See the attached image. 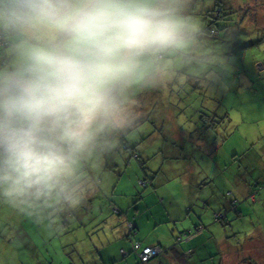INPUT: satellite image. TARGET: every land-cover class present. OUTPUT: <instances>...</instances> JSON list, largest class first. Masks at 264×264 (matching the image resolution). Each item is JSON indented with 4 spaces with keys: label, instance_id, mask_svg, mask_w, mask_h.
<instances>
[{
    "label": "rangeland",
    "instance_id": "374dc122",
    "mask_svg": "<svg viewBox=\"0 0 264 264\" xmlns=\"http://www.w3.org/2000/svg\"><path fill=\"white\" fill-rule=\"evenodd\" d=\"M229 1L242 8L216 22L218 34L213 38L206 29L200 30L199 22L217 0H176L174 6L196 28V44L165 57L153 78L128 90L125 102L135 119L80 162L72 193L81 204L89 192L95 203L91 216L85 212L75 223L96 218L89 224L94 227L111 213L110 201L123 196L139 204L156 192L160 200L193 203L200 194L203 204L195 203L186 215L177 212L179 219L188 213L186 220L197 222L203 232L193 243L185 236L189 244H179L185 251L184 263L264 264V0ZM206 24L203 20L202 27ZM10 59L0 46V64ZM158 74L161 84L156 82ZM147 179L151 185L145 189L140 181ZM62 198L54 194L43 200ZM222 202L232 206L230 212L224 211ZM169 206L157 205L162 221L149 213L153 231L165 228L174 217L166 216ZM59 211L60 204L53 222ZM215 214L226 217L218 222ZM177 225L182 232L181 222ZM72 234L73 241L80 238L79 247L92 261L98 252L89 253L94 244L85 239L88 231L75 228ZM158 236L163 234H149L148 243L158 241ZM93 238L98 240L96 233ZM163 243L170 244L167 235ZM197 243L202 247L189 254Z\"/></svg>",
    "mask_w": 264,
    "mask_h": 264
},
{
    "label": "clouds",
    "instance_id": "9594fccd",
    "mask_svg": "<svg viewBox=\"0 0 264 264\" xmlns=\"http://www.w3.org/2000/svg\"><path fill=\"white\" fill-rule=\"evenodd\" d=\"M176 0H0V197L71 200L81 160L131 125L129 89L185 52Z\"/></svg>",
    "mask_w": 264,
    "mask_h": 264
},
{
    "label": "crops",
    "instance_id": "0c3cea01",
    "mask_svg": "<svg viewBox=\"0 0 264 264\" xmlns=\"http://www.w3.org/2000/svg\"><path fill=\"white\" fill-rule=\"evenodd\" d=\"M193 43L196 44V40ZM133 99L138 100L137 98ZM142 181L148 180H141L140 186H142ZM155 193L149 194L147 199L142 197L139 204L135 200H129L128 196H123L120 201L111 200L110 205H108L111 213L92 228H89V224L95 223L96 218L88 221V223H75L76 218L79 221L84 219L85 212H88V215L91 216L90 212L95 200L92 196H88L89 192L86 198H82L81 204L76 202L78 198H75L74 192L71 200L62 198L61 201L55 202L41 199L21 205L10 204L6 199L0 197V264H41L42 262L45 264H140L137 257L134 259L132 256L134 255L132 250L134 241H140L145 245L163 246L167 251L164 253L165 255L160 256L162 260L159 264H164V262L167 264H183L185 253L181 252L179 247L177 253L169 251L171 247H174L176 239L181 238L179 236V229L181 228L177 223L181 222L184 228L183 231L189 230L190 233L197 222H194L191 218L186 220V218L188 213L196 208L195 203L203 204V200L200 194H197V199L193 203L187 200L179 202L175 198H169V200L162 198L160 200ZM166 202L170 205L167 208L168 213L166 216L174 214V217H171V220L168 219L165 228L161 226L158 230L153 231L149 213L162 221L163 211L157 205H164ZM141 203L144 204L143 207L140 206ZM59 204L60 217H57L58 221H56L55 215ZM204 204L209 205L207 201ZM223 204L224 211L229 212L230 205ZM128 205L132 206L127 208ZM178 210H181L184 215L189 211L186 218H184L185 220L178 218ZM103 213L102 211L100 215L103 216ZM190 216L192 217V215ZM53 218H55L54 222ZM129 224L133 225V230L129 228ZM75 228L88 231V236L85 239L87 241L90 239L94 244V248L89 253L98 252V255L93 257L90 262L87 260L88 252L78 245L80 238L78 237L77 241L72 240L75 236L72 234ZM94 233L98 236L97 241L93 238ZM151 233L163 234V237L158 236V241L149 244L148 236ZM165 235H167L169 245L163 243ZM200 237L190 235L188 241L193 243ZM199 245L197 243L196 246L190 247L188 251L194 252ZM69 249L72 250V253L68 252ZM124 253L128 256L125 257ZM121 260L124 262L121 263Z\"/></svg>",
    "mask_w": 264,
    "mask_h": 264
},
{
    "label": "trees",
    "instance_id": "16d2710c",
    "mask_svg": "<svg viewBox=\"0 0 264 264\" xmlns=\"http://www.w3.org/2000/svg\"><path fill=\"white\" fill-rule=\"evenodd\" d=\"M215 4V3H214ZM220 5V6H219ZM238 8H242V6H241V4H238V3H234V4H231V2L229 1V0H222V2L219 4V0H217V5H215V7L214 8H211V9H209L208 10V14H204V16H205V18L206 19H202V21H200L199 22V25H200V30H202V29H206V32L208 33V31H209V34L210 35H212L213 36V38H215L214 36L216 35V34H218L217 32H216V29L214 28V26L216 25V22L217 21H219V20H221V19H224V18H226V17H228L229 15H231V14H234V11L235 10H237ZM209 20V22H208V20ZM203 20H206V22L208 23V24H206L207 25V27L206 28H203L202 27V25H203ZM226 21V20H225ZM192 24V23H191ZM193 25V24H192ZM203 31V30H202ZM201 31V32H202ZM198 33H200V32H198ZM197 34V33H196ZM4 48H6V47H4ZM2 54L3 55H5L6 54V51L5 50H3L2 51ZM7 61L6 60H4V63H6ZM167 71H168V68H167ZM162 74V73H161ZM157 84H161V83H163L162 82V79H161V76H160V74H158L157 75ZM149 86V85H148ZM147 86V87H148ZM151 89H153V88H151ZM125 104H126V102H125ZM127 105V104H126ZM214 129V128H213ZM124 148H126V149H129V147L128 146H124ZM148 181L147 182H149L150 183V179H147ZM149 183H147L146 184V186H142V187H144L145 189L148 187V186H150L149 185ZM231 208H232V206H230L229 207V212L231 211ZM225 214H221V215H218V214H215V218H216V221H221V220H223L226 216H224ZM55 216H57V215H55ZM131 224H129V228L131 229V230H133V225H131ZM201 227H199V226H197V225H195L194 227H193V229H191L190 230V233H192V234H190L189 233V230H187V231H182V232H179V236L181 237V238H179V239H176V243L173 245L174 247H171L170 248V250L169 251H173L174 253H177V252H179V250H178V247L180 246L179 244L180 243H186V244H188V242H186L184 239H183V237L184 236H187V237H189L190 235H195L196 237H199V236H202V233H199V229H200ZM194 232V233H193ZM192 242V241H191ZM191 242H189V243H191ZM140 245L139 246V248H136V245ZM148 246H152V247H157V246H159V247H161L162 248V252L159 254V255H157L156 257H154V258H152L151 260H148V261H143L142 259H141V257H140V253H141V251L143 250V249H145V247H148ZM202 246H200L199 245V247H198V249L199 248H201ZM132 250H133V254H135V255H137L136 257H137V259L139 260V262H140V264H149L152 260H154V259H156V258H158V257H160L162 254H164L167 250L163 247V246H161V245H155V246H153V245H145V244H143V243H141L140 241H134L133 242V244H132ZM179 249H180V251L182 252H185L184 251V249L182 248V247H179ZM197 249V250H198ZM191 251H188V253L189 254H191L190 253ZM124 255H125V257H127L128 256V254H125L124 253ZM73 264V263H72ZM183 264H185V263H183ZM189 264V263H188ZM220 264H223L222 262H220Z\"/></svg>",
    "mask_w": 264,
    "mask_h": 264
},
{
    "label": "built area",
    "instance_id": "2783aa9c",
    "mask_svg": "<svg viewBox=\"0 0 264 264\" xmlns=\"http://www.w3.org/2000/svg\"><path fill=\"white\" fill-rule=\"evenodd\" d=\"M147 181H142L141 185L142 186H146ZM132 225V224H131ZM130 225V226H131ZM139 244L136 245V248H139ZM162 252V248L157 246V247H152V246H148L145 247V249H143L140 253V257L143 261H148L151 260L152 258L156 257L157 255H159Z\"/></svg>",
    "mask_w": 264,
    "mask_h": 264
}]
</instances>
